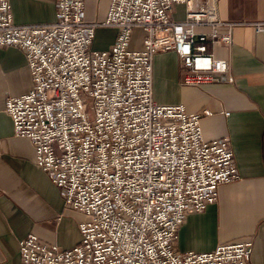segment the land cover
Listing matches in <instances>:
<instances>
[{
	"label": "built area",
	"instance_id": "1",
	"mask_svg": "<svg viewBox=\"0 0 264 264\" xmlns=\"http://www.w3.org/2000/svg\"><path fill=\"white\" fill-rule=\"evenodd\" d=\"M218 1L111 0L97 23L85 0H57L54 23L17 25L10 0H0V48L20 49L33 80L29 93L7 100L14 135L33 143L37 167L82 215L77 246L29 234L19 243L22 264H250L249 239L176 251L187 217L217 203L240 174L231 137H204L202 119L213 112L154 99V59L170 52L186 87L235 83L229 63L209 51L234 43L235 24L221 20ZM181 4L186 18L174 22ZM98 27L118 30L108 51L93 49ZM254 27L263 32L264 21ZM136 29L145 33L141 51L130 49Z\"/></svg>",
	"mask_w": 264,
	"mask_h": 264
},
{
	"label": "crops",
	"instance_id": "2",
	"mask_svg": "<svg viewBox=\"0 0 264 264\" xmlns=\"http://www.w3.org/2000/svg\"><path fill=\"white\" fill-rule=\"evenodd\" d=\"M110 1L85 0L88 21H103ZM56 2L10 0L15 24L54 23ZM217 8L224 23L235 24L234 43L209 45V51L229 63L234 84L184 86L174 52L156 56L153 64L155 101L163 106L183 105L191 114L213 112L202 119L204 137L207 141L231 137L240 174V180L220 187L217 203L187 217L176 251L207 253L219 245L249 239L254 243L250 264H264V31L258 33L254 27L264 21V0H219ZM171 18L183 22L186 6H175ZM196 30L208 32L209 28ZM117 35L116 28L98 27L93 49L110 50ZM144 37L142 29L134 30L130 49L141 51ZM32 88L25 54L16 47L0 48V264H22L19 243L29 234L66 249L81 240L82 215L65 206L59 189L37 167L33 143L14 135L6 111L8 98L23 96Z\"/></svg>",
	"mask_w": 264,
	"mask_h": 264
}]
</instances>
